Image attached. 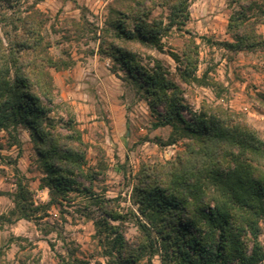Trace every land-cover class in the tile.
Returning <instances> with one entry per match:
<instances>
[{
	"label": "trees",
	"instance_id": "1",
	"mask_svg": "<svg viewBox=\"0 0 264 264\" xmlns=\"http://www.w3.org/2000/svg\"><path fill=\"white\" fill-rule=\"evenodd\" d=\"M192 1L112 0L96 37L97 53L113 61L112 72H123L142 94L154 116L153 128L170 126L188 140L175 158L140 168L130 195L136 209L123 213L118 197L98 196L86 186L92 176L85 170L82 133L71 113L63 117L54 110L50 70H67L73 62L68 54L66 58L50 54L52 44L43 34L49 15L36 2L0 0V132L18 147V127L29 132L42 171L39 188L49 192L48 207L70 202L72 193L89 200L94 238L110 264H137L155 254L161 264L264 263V244L259 240L264 221V140L221 106L191 112L161 62L150 58L152 64L145 65L136 50L140 45L162 52L161 41L173 30L187 33L179 55L171 53L181 65L179 80L213 84L206 74L196 75L197 45L185 29ZM229 1L234 8L228 18L232 42L224 45L232 52L264 51V37L251 18L254 1ZM156 8L166 11L165 19L151 18ZM71 24L77 40L84 26L74 20ZM22 180L17 179L15 190L6 194L14 204L12 212L27 219L34 203ZM125 221L136 226L131 239L121 231Z\"/></svg>",
	"mask_w": 264,
	"mask_h": 264
},
{
	"label": "rangeland",
	"instance_id": "2",
	"mask_svg": "<svg viewBox=\"0 0 264 264\" xmlns=\"http://www.w3.org/2000/svg\"><path fill=\"white\" fill-rule=\"evenodd\" d=\"M111 1L24 0L29 4L36 2V7L49 15L43 34L52 44L50 54L54 58H66L68 54L73 59L69 68L72 69L77 60L91 59L96 54L97 63L112 76L109 89L100 81L104 77L95 75L96 72H82L76 80L66 79L62 91L55 88L54 110L63 117L71 113L82 133L87 146L85 170L92 176L86 186L98 196L118 197L119 207L125 213L129 208L136 209L131 206L130 195L140 168L175 158L188 140L170 126L153 128L154 116L142 94L123 72H112L111 59L97 53L96 37L105 25L107 5ZM253 1L251 18L257 33L264 37V0ZM233 9L229 0H193L189 6L185 29L197 45L196 75L206 74L211 85L198 86L179 80L181 65L173 60L171 53L179 55L184 37H189L187 33L173 30L162 39V52L140 45L136 50L145 65L152 64L150 58L161 62L168 78L182 90V99L191 112H198L202 106H221L250 124L264 140V51L232 52L224 45L232 42L228 18ZM157 17L165 19L166 11L156 8L151 18ZM73 20L84 26L77 40L70 31ZM56 72L50 70L51 74ZM114 104L119 105V113L114 112ZM17 132L20 147L11 145L12 138L0 132V249L4 264H110L94 238L89 200L72 193L70 202L48 207L49 192L39 188L42 171L33 141L26 130L18 127ZM172 139L176 141L168 145ZM17 179H23L34 203L27 219L12 212L14 204L6 194L15 190ZM120 228L127 239L137 233L132 221L123 222ZM260 229L259 240L264 244V221ZM137 264L161 262L155 254Z\"/></svg>",
	"mask_w": 264,
	"mask_h": 264
},
{
	"label": "crops",
	"instance_id": "3",
	"mask_svg": "<svg viewBox=\"0 0 264 264\" xmlns=\"http://www.w3.org/2000/svg\"><path fill=\"white\" fill-rule=\"evenodd\" d=\"M96 58H97V56H96V54H94V56L91 59L84 58L85 62L77 60L74 68H72V69H67L64 71H58L55 74L52 73L51 75H52L54 87L57 89H60V91H62L66 79L69 80V78H70V80H76L77 78H80L82 72L85 74L86 72L90 71L91 73L96 72L95 75H97V76L100 75V76L104 77V78H101L100 81L103 83L102 84L103 86L108 85V89H109V86L111 85V83H113L112 82V76H109V75H107L106 72H104L101 65L99 63H97ZM91 63H92V65H91ZM90 75H92V74H90ZM63 92L65 93V91H63ZM63 92L61 95H62V97H65L66 94H63ZM118 106L116 104L113 105L115 113L117 111L119 113L120 107H118ZM28 134H29V132H28ZM29 136H30V134H29ZM30 138H31V136H30Z\"/></svg>",
	"mask_w": 264,
	"mask_h": 264
}]
</instances>
